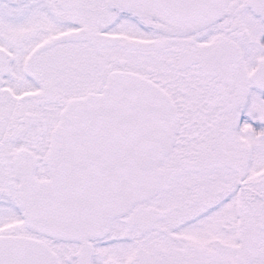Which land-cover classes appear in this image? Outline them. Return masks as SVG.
I'll list each match as a JSON object with an SVG mask.
<instances>
[{"label": "snow or ice", "instance_id": "snow-or-ice-1", "mask_svg": "<svg viewBox=\"0 0 264 264\" xmlns=\"http://www.w3.org/2000/svg\"><path fill=\"white\" fill-rule=\"evenodd\" d=\"M0 264H264V0H0Z\"/></svg>", "mask_w": 264, "mask_h": 264}]
</instances>
